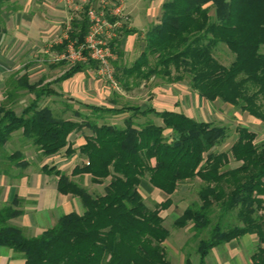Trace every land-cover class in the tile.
<instances>
[{
  "label": "trees",
  "instance_id": "16d2710c",
  "mask_svg": "<svg viewBox=\"0 0 264 264\" xmlns=\"http://www.w3.org/2000/svg\"><path fill=\"white\" fill-rule=\"evenodd\" d=\"M10 1L0 0V10ZM86 8L70 22L68 38L76 43L88 33ZM219 45L234 55L227 67L213 54ZM263 49L264 0H164L158 23L146 31L143 52L131 66L115 70L114 76L123 85L130 78L154 76L167 83L189 78L190 89L202 99L237 107L264 124ZM82 67L75 64L58 80ZM42 83H30L26 75L7 82L0 104V157L8 161L3 173L11 165L20 170L29 165L20 150L4 155L13 132L21 131L23 139L48 158L61 152L71 156V135L88 130L90 136L78 147L85 162L70 176L55 165L41 167L42 173L57 177L60 194L79 198L83 212L64 214L37 236L26 237L9 223L23 213L15 199L0 207V247L20 255L23 264H168L163 242L169 233L161 211L172 204L169 196L180 183L198 180L197 201L173 222L175 228L193 234L188 243H196L198 264H205L212 248L246 234L257 237L253 264H264V140L256 142L255 132L237 126L227 153L215 150L230 135L226 126L174 111L92 110L94 119L75 121L40 104L56 95ZM20 92L33 94L34 99L16 113L12 106ZM125 109L132 112L123 126L98 124L103 111L120 114ZM139 115H153L161 125L136 124L133 118ZM229 155L240 162L238 167L227 168ZM76 175H89L94 184L107 181L104 193L91 195L71 179ZM145 177L167 196L152 209L139 191ZM228 215H234L237 223L224 225Z\"/></svg>",
  "mask_w": 264,
  "mask_h": 264
},
{
  "label": "crops",
  "instance_id": "0c3cea01",
  "mask_svg": "<svg viewBox=\"0 0 264 264\" xmlns=\"http://www.w3.org/2000/svg\"><path fill=\"white\" fill-rule=\"evenodd\" d=\"M82 1L80 0L81 10L83 7H87V4L85 5ZM152 2L154 1L124 0L123 14L126 20L115 38L116 46H113L115 58L112 65L115 70L131 66L143 52L146 31L158 23L163 3L158 5L159 11L156 14V8ZM66 3H69V0H12L11 4L2 7L0 13V104L5 98L7 82L12 78L18 79L26 75L30 83L43 80L42 84H49L50 88L56 91V95L51 96L55 99L59 98L65 103V109L60 110L59 113L62 115L69 111L71 116L66 117L67 119L75 121L85 120L86 117L93 119L91 118L92 110H118L124 108L122 104H126L125 108L138 107L140 110H146L152 107L156 111H174L198 121L208 122L199 117L200 113L204 111L207 101L190 89L188 83H184L185 80L182 81L183 83H167L162 78H157L160 80L159 83L151 86L150 80L149 82L143 80L142 83L137 84L134 83L135 78H130L125 85L121 82L123 89L121 88L120 92L112 93L105 83L106 81L97 75L94 66L88 61L77 63L83 65L82 69L59 81L58 79L74 65L65 61L51 63L46 50L50 48L51 52L56 53L64 50L63 46L68 41H72L68 38L71 19L78 17L82 12L70 17L66 33L62 31L58 33L59 27L64 25L65 13L72 14L69 13ZM91 3L96 4L97 2L91 0ZM144 86H146V92L143 94L140 89ZM20 94V97L33 95L24 94V92H20ZM33 99L34 97L30 101ZM41 104L48 105V98L44 99ZM131 112L130 109H125L120 114L103 111L102 117L98 118L97 122L98 124L123 126L125 119L131 116ZM140 118H143L144 121L140 122ZM247 120L253 125L257 123L256 119L249 120L247 118ZM133 121L136 124L152 121L156 125H161V120L153 115L146 117L139 115L133 118ZM19 136L22 137L21 131ZM87 136H90V132L85 129L73 133L70 137V144L74 153L69 157L65 154H58L45 158L44 164L51 163L70 176L75 166H80L85 162L78 152V147L85 143ZM20 140L22 142L23 138ZM25 146L21 145L22 148ZM21 154L24 157V152ZM234 163L235 166L229 167L230 169L240 165V162L234 161ZM43 165L37 166L36 163L33 165L29 163L27 168L19 170L15 174L9 173L11 169L6 174L0 170V207L9 205L18 199L17 208L21 209L23 213L11 219L9 223L19 227L26 237L37 236L44 229L53 226L62 215L71 213L75 208H78L79 202L81 203L77 197L60 194L56 188L57 177L42 173ZM228 165H231L230 159ZM71 179L84 188L90 186H103L104 188L108 183L105 181L102 184H94L89 175H76ZM139 191L143 198L144 196L151 200L154 197L159 198L152 201L151 207L147 206L149 209L167 198L165 194L149 184L148 177L141 180ZM173 195L169 196L171 200ZM176 207L177 204L172 200V204L161 213L175 214L173 210ZM186 207L184 206L182 211ZM57 208L64 212L58 218L53 214ZM81 213L78 212V214ZM192 237V233L185 234V232L171 241L167 237L163 242V247L167 248L168 264H198L196 243L192 242L194 244L193 255L192 252L187 253L186 251ZM257 243L256 235L246 234L220 244L209 251L205 258V264H253L251 255L254 253ZM0 264H23V260L20 255L5 247H0Z\"/></svg>",
  "mask_w": 264,
  "mask_h": 264
},
{
  "label": "rangeland",
  "instance_id": "374dc122",
  "mask_svg": "<svg viewBox=\"0 0 264 264\" xmlns=\"http://www.w3.org/2000/svg\"><path fill=\"white\" fill-rule=\"evenodd\" d=\"M146 1H148V0H146ZM153 1L154 2H152V3H154V7L156 8L155 11L157 14L159 11L158 5L161 2H163L164 0H153ZM8 4H11V1L8 3H4V6H7ZM81 4L82 3H80V0H69V3H66V6L69 10V13L71 12L72 14L70 15L68 13H65L64 18H63L64 19V25L59 27L58 33L61 31L65 32V33L67 32V29L69 27L70 17L72 15L73 16L78 15L82 11L81 10ZM1 11L2 10H0V13H1ZM210 14H212V10L210 11ZM262 51L264 52V49ZM213 54H214L215 58L222 65H224L226 67L233 61V58H234V55L231 54L226 49V47L223 45L217 46L215 48ZM112 67L114 69L113 65H112ZM114 71H115V69H114ZM149 80H150V82H149ZM188 80H189V78L186 79L184 83H188ZM116 81L118 83V90L112 89L109 86V84L107 82H105L108 85V87L110 88V90H112V93L113 92H120L121 88L123 89L121 82L119 80H116ZM134 81H135L134 83L138 84V83H142L143 79H136ZM144 81L149 82V84L151 86H153L154 84L159 83L160 80L157 79V77L152 76L148 80H144ZM145 87L146 86H144V87H142V89H140V91H142L143 94L146 92ZM24 94H26V93H24ZM33 97H34L33 95H27V96L24 95V96L20 97L18 99V101L12 106L13 109L17 113H19L25 106H27L31 102L30 100ZM46 98H48V106L50 108H52L56 114L61 115L59 113V111L62 109H65V106H64L65 103L61 99H59V98L55 99V97H52L51 95L46 97ZM46 98H44V99H46ZM42 101L40 102V104L42 103ZM206 104L204 106V111H202L200 113L199 117L202 119H205L206 121L211 122L215 125L226 126L229 129V134H230L229 137L226 139V141L221 146H218L215 149L216 151L227 152V153L229 152V148L231 147V145L234 142V139L236 137L235 129L239 125H242V126L247 125L246 127H248L249 130L255 132L257 134L256 142H260V141L264 140V124L261 123L257 119H256L257 123L255 125L250 124L249 121L247 120V118H249V120H254L255 118L252 117L251 115H249L247 112H242L237 107L223 103L219 100H215V101L209 102V103L207 101ZM122 106L127 107L126 104H122ZM61 116L66 118V117H70L71 115H70L69 111L68 112L66 111ZM91 118L94 119V116H92ZM139 121L143 122L144 119L140 118ZM119 125H121V122H119ZM19 134H20V131L13 132L11 134V138L5 147L4 155L5 154L10 155L11 153H13L15 151L20 150L21 152H24V158H26L25 160L27 162H29L31 165H33L35 163L37 164V166L43 165L45 163L44 159L46 157L41 158L40 157L41 155H39L38 152L35 150V148L30 145L29 141H26L23 139V141H22L23 143H22L20 139L23 137H20ZM21 143L26 145V146L24 148H22ZM60 154H64V152H61ZM68 157H67V160H68ZM229 159L231 161V165L230 166L227 165V168L235 166V163H234L233 159L230 157V155H229ZM59 163H61V162H59ZM49 164L51 165V163H49ZM7 165H8L7 159L0 157V170H4L7 167ZM10 169L11 170L9 171V173H11V174L12 173H14V174L18 173L20 170L17 167L15 168V166H13V165H11ZM199 184L200 183L198 180L186 181V182L180 183L176 193H174V195L172 196V200L175 202V204H177V207L173 210V212L175 214H168L166 212H162V215L164 216V220H163L162 225L169 233V236H168L169 241H171L176 236L183 234L184 232H185V234L190 233L189 229H187V228H184V229L175 228L173 225V222L177 216L181 215V213L183 212L182 209L184 206H188V205L192 204L193 202L197 201V190L199 188ZM85 189L88 191V193H90L93 196L102 195V193L104 192L103 186H90L89 188H85ZM143 199H144L146 206L151 207L152 201L155 199L158 200L159 198L154 197V199L151 200L149 198H145V196H144ZM71 212H75V213L83 212V206L81 205V203L79 202L78 208H75ZM63 213H64L63 210H60L58 208L55 211H53V214L57 215V218L60 215H62ZM236 221L237 220H236L234 215H230V216L228 215L224 219L223 224L224 225L225 224H227V225L228 224H236L237 223ZM193 245L194 244L192 242H190V243H188V246L186 247L187 253L192 252V255L194 254L193 253V250H194ZM165 251H166V254H168L166 247H165Z\"/></svg>",
  "mask_w": 264,
  "mask_h": 264
},
{
  "label": "built area",
  "instance_id": "2783aa9c",
  "mask_svg": "<svg viewBox=\"0 0 264 264\" xmlns=\"http://www.w3.org/2000/svg\"><path fill=\"white\" fill-rule=\"evenodd\" d=\"M86 8L89 22L88 33L81 43L68 41L62 52L46 50L51 63L65 61L70 65L92 61L96 65L97 75L109 86L118 90V83L114 76L112 61L115 58L112 43L126 20L123 14L124 0H91L82 1Z\"/></svg>",
  "mask_w": 264,
  "mask_h": 264
}]
</instances>
